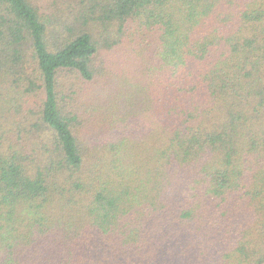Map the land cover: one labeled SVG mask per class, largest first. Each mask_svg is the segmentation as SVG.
<instances>
[{"label": "trees", "instance_id": "obj_1", "mask_svg": "<svg viewBox=\"0 0 264 264\" xmlns=\"http://www.w3.org/2000/svg\"><path fill=\"white\" fill-rule=\"evenodd\" d=\"M0 264H264V0H0Z\"/></svg>", "mask_w": 264, "mask_h": 264}]
</instances>
